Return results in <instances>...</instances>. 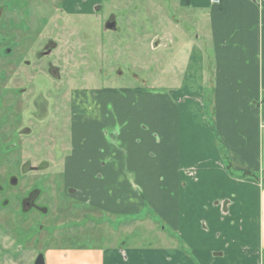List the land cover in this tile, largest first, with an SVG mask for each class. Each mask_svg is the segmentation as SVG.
<instances>
[{
	"label": "crops",
	"instance_id": "obj_1",
	"mask_svg": "<svg viewBox=\"0 0 264 264\" xmlns=\"http://www.w3.org/2000/svg\"><path fill=\"white\" fill-rule=\"evenodd\" d=\"M86 3L98 10L96 0ZM219 3L189 0L184 7L187 20L207 19L211 51L192 63L197 73L189 65L178 91L89 96L103 101L101 123L110 134L101 171L88 178L94 204L128 213L147 199L167 235L160 231L159 243L145 249H60L51 255L56 264H264V0ZM196 77L198 86L186 87ZM110 102L114 114L106 110ZM92 118L86 120L98 133ZM221 149L243 179L228 174ZM59 256H71L69 263Z\"/></svg>",
	"mask_w": 264,
	"mask_h": 264
},
{
	"label": "flooded vegetation",
	"instance_id": "obj_2",
	"mask_svg": "<svg viewBox=\"0 0 264 264\" xmlns=\"http://www.w3.org/2000/svg\"><path fill=\"white\" fill-rule=\"evenodd\" d=\"M63 10L60 0H0V264H56L57 256L51 255L74 249L53 243L63 217L82 211L85 234L96 206L88 174H82L85 184L78 188L66 172V164L79 153L78 128L85 135L89 129L76 124L73 97L82 89L69 90V99H64L63 18L69 15ZM73 14L86 15L81 10ZM110 23L113 16L106 20L105 30ZM115 29L114 23L111 31ZM74 45L72 75L79 57ZM64 128L68 133L63 141ZM98 133L102 165L110 134L105 126ZM92 159L83 157L84 162ZM59 257L69 263L71 256Z\"/></svg>",
	"mask_w": 264,
	"mask_h": 264
},
{
	"label": "rangeland",
	"instance_id": "obj_3",
	"mask_svg": "<svg viewBox=\"0 0 264 264\" xmlns=\"http://www.w3.org/2000/svg\"><path fill=\"white\" fill-rule=\"evenodd\" d=\"M61 1L64 15L70 16L67 19L63 18L64 99H69V90L82 89L79 95L75 94L73 97V105H77L79 118L76 124L87 125L89 129V134L85 135L82 133L83 129L78 128L76 147L79 153L66 164V172L73 176L71 180L77 183L78 188H83L85 182L78 177L80 173H87L92 177L93 173L101 171L98 159L102 155L97 149H101L102 139L99 133L94 132V125L86 119L90 116L93 117L91 120L96 118L99 121L98 127L102 128L103 101L101 99L94 101L90 99L89 94L81 92L87 90L93 93L108 89L123 95L126 90L137 89L139 95L141 92L148 95L170 94L184 85L183 76L189 65H191L189 72L197 73V68H193L192 63L196 60L198 63L201 51L203 58L207 59L210 56L211 45L206 36L207 19L187 20L184 15L185 8L180 0H96L99 3L98 10H93L91 5L89 7L86 0ZM50 9L49 4L46 6V12ZM75 10L85 11L86 15L84 17L74 15ZM110 16L114 17L115 31L105 30L104 24ZM75 43L81 52L78 50V61L75 58L77 62L75 75H72L70 50L71 45ZM81 53H84V57ZM191 80L186 87H197V77ZM205 94L207 105L208 93ZM112 103L115 105L116 101L112 100ZM114 105L111 102L107 105L108 113L114 114ZM212 116L207 114L210 123ZM67 133L64 128L63 141ZM83 138H87L85 144L80 142ZM220 153L223 154L222 165L228 174L243 179V172L230 166L226 151L221 149ZM81 155L93 159L91 162H83ZM95 186H101V181H95ZM99 195L101 194H95L96 197ZM143 202L139 211L116 214L107 211V204L96 205L93 218L88 224L89 232L85 234L84 231L88 228L84 226L82 211L71 218L64 216L65 223L57 232L59 235L53 243L59 244L62 249L99 250L110 245L116 248L121 243L129 247L134 245L139 249L155 247L157 245L155 243H159L157 240L158 236L161 237V232L167 235L168 227L148 204V200L145 199ZM71 219L75 222H69ZM71 226L73 229L68 230L67 228ZM191 260L194 262L193 257Z\"/></svg>",
	"mask_w": 264,
	"mask_h": 264
},
{
	"label": "trees",
	"instance_id": "obj_4",
	"mask_svg": "<svg viewBox=\"0 0 264 264\" xmlns=\"http://www.w3.org/2000/svg\"><path fill=\"white\" fill-rule=\"evenodd\" d=\"M180 3L185 7L189 5V0H180ZM261 109H262V116L264 117V93L262 94V98H261Z\"/></svg>",
	"mask_w": 264,
	"mask_h": 264
},
{
	"label": "built area",
	"instance_id": "obj_5",
	"mask_svg": "<svg viewBox=\"0 0 264 264\" xmlns=\"http://www.w3.org/2000/svg\"><path fill=\"white\" fill-rule=\"evenodd\" d=\"M220 0H212L214 3H219ZM261 128L264 130V120L261 122Z\"/></svg>",
	"mask_w": 264,
	"mask_h": 264
},
{
	"label": "water",
	"instance_id": "obj_6",
	"mask_svg": "<svg viewBox=\"0 0 264 264\" xmlns=\"http://www.w3.org/2000/svg\"><path fill=\"white\" fill-rule=\"evenodd\" d=\"M106 27H107V29L111 30L114 28V23H110Z\"/></svg>",
	"mask_w": 264,
	"mask_h": 264
},
{
	"label": "bare ground",
	"instance_id": "obj_7",
	"mask_svg": "<svg viewBox=\"0 0 264 264\" xmlns=\"http://www.w3.org/2000/svg\"><path fill=\"white\" fill-rule=\"evenodd\" d=\"M220 4V3H219ZM262 120H264V117H262V119H261V122H262ZM261 122H260V128H261ZM262 129V128H261ZM263 130V129H262ZM264 131V130H263Z\"/></svg>",
	"mask_w": 264,
	"mask_h": 264
}]
</instances>
